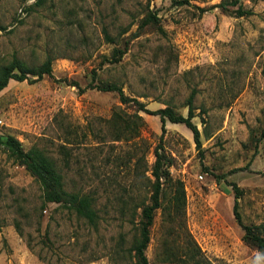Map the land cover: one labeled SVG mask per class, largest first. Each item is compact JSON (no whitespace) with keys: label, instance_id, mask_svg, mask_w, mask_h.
Instances as JSON below:
<instances>
[{"label":"rangeland","instance_id":"374dc122","mask_svg":"<svg viewBox=\"0 0 264 264\" xmlns=\"http://www.w3.org/2000/svg\"><path fill=\"white\" fill-rule=\"evenodd\" d=\"M37 1L0 0V66L52 60L51 77L0 92V135L54 159L64 189L92 197L98 220L94 228L55 204L42 210L38 184L0 147V264H133L129 219L148 203L155 150L170 166L149 263L160 264L165 244H183L171 234L178 217H167L179 181L184 227L203 264H264L242 241L228 185L241 191L242 223L264 231V0ZM238 6L253 14L238 17ZM148 15L156 24L141 28ZM114 49L124 50L117 63ZM89 84L116 85L144 110L115 92L84 90ZM191 95L200 151L184 125L162 131L150 114L169 107L186 117Z\"/></svg>","mask_w":264,"mask_h":264},{"label":"trees","instance_id":"16d2710c","mask_svg":"<svg viewBox=\"0 0 264 264\" xmlns=\"http://www.w3.org/2000/svg\"><path fill=\"white\" fill-rule=\"evenodd\" d=\"M37 3L41 5L43 0H38ZM238 0H233L229 3V6L236 7ZM221 9L226 10V3H220L218 5ZM201 13L205 10L201 9ZM235 14L238 17L251 16V11L243 10L241 6L235 9ZM157 19L153 15H148L140 24V27H144L150 24H156ZM104 37L108 42H112V38L104 32ZM124 51V50H123ZM119 49L113 50V61L117 63L120 61L123 52ZM51 63L50 58L46 60L39 67H28L23 62L19 61L16 57H13L6 65L0 66V92L4 90L10 81L15 82H28L35 83L41 80L44 76L51 77ZM67 86L76 88L79 92L82 90L79 88L76 82L63 81ZM97 90L101 92H115L122 104L129 102H135L132 99H128L124 96L121 89L116 85H92L89 84L84 90ZM139 107L143 108V105L136 103ZM187 116L183 117L177 114L172 108L165 107L163 109L156 110L150 114L155 115L159 118L161 124V130L164 131L166 122L171 124L184 125L192 134L193 142L197 150L200 151L201 141L200 133L197 126L192 122V119L196 117L193 112L192 95L188 98L187 103ZM0 147L7 150L21 166L24 167L26 172L36 181L41 190L42 210L48 204H55L63 209L73 211L75 215L87 222L91 227L97 226V214L94 211V200L88 195H80L78 193L67 192L64 189L63 176L57 166L54 159L46 155L42 150L32 147L27 151L21 148V144L12 136L0 135ZM154 163L151 170V175L154 179L152 183L151 195L148 199V203L141 204L136 208L139 209V213L135 215L133 213L132 219H129V223L133 224L136 230V236L128 249V255L133 260V264H150L146 257V249L150 243V229L153 225L155 212L157 210H164L161 203V184L163 180L168 178V171L170 163L164 165L162 162V155L156 150L154 153ZM164 166V170L163 167ZM166 168V169H165ZM225 175L215 176L218 183L222 182ZM234 191V204H233V216L236 223L243 231L242 241L253 247L261 256L264 258V231L253 226L245 225L242 223L240 214L238 212V200L241 196V191L233 184H228ZM174 194L172 196L169 206H167L168 218L171 222H174L175 218L178 217L177 222L179 226L177 229H173L171 233L173 236L179 238L182 236L183 244L180 245V251L177 248L174 249L173 243H167L163 246L161 254L159 255L160 264H203L201 258V252L197 245L194 243L190 235L187 234L186 228L184 227V221L182 219L183 209L185 205V193L182 183L177 181L174 184ZM171 207V210L169 208ZM136 218V223L133 220ZM15 229L19 235V225L15 224ZM170 237V233L167 234Z\"/></svg>","mask_w":264,"mask_h":264}]
</instances>
